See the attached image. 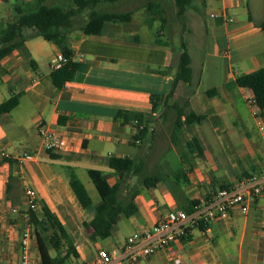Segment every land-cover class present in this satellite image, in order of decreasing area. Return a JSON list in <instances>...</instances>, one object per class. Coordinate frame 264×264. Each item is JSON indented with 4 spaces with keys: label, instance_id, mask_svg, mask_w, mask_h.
Wrapping results in <instances>:
<instances>
[{
    "label": "crops",
    "instance_id": "0c3cea01",
    "mask_svg": "<svg viewBox=\"0 0 264 264\" xmlns=\"http://www.w3.org/2000/svg\"><path fill=\"white\" fill-rule=\"evenodd\" d=\"M39 1L21 0L32 8ZM54 1L45 3L53 5ZM113 4L100 10L116 12ZM16 8L12 0H0V24L11 21ZM132 11L131 22L109 23L101 35H83L81 28L88 17L76 18L68 44L80 67L63 88L51 79L60 48L35 36L31 29L24 32L23 47L0 61V105L12 96L19 98L12 112L0 113V152L10 156L0 160V264L19 262L24 219L11 210L25 207L27 187L37 191L39 211L48 207L74 237L77 233L70 224L75 220L72 204L77 199L68 169L80 179L83 174L91 179V170L101 171L114 184L116 177L107 160L132 157L125 152L126 145L140 148L132 158L147 161L154 142L166 141L168 148L158 155L159 162L151 171L170 177L155 188L141 189L135 199L138 212L120 217L110 238L91 241L84 228L78 230L84 236L75 242L79 257L66 264H89L101 250L108 251L117 264L127 238L153 226L169 211L195 208L224 186L244 178L264 182V138L258 127L259 120L264 122V110L250 90L230 87L238 76L264 69V0H192L187 12V17L192 12L198 18L193 19L195 30L191 29L188 44L193 80L189 85L179 83L170 102L188 104L206 116L201 124L182 133L196 127L198 134L185 137L184 146L198 137L203 156L195 151L190 154L182 139L179 148L173 145V128L170 135L164 129L165 124L174 123V116L161 117L162 100L153 109V97L164 99L171 89L180 52L158 45L151 33L158 22L151 28L149 17L139 20L136 8ZM196 49L201 52L198 57L192 54ZM214 89L218 94L209 95ZM133 115L140 116L148 128L147 137L138 144L134 142L138 121ZM41 124L69 135L67 152L51 157L38 132ZM91 218V213L85 214L82 225ZM35 238L32 264H41L39 249L34 251ZM173 246L181 264H264V194L251 202L248 213L236 211L228 220L191 228L189 236ZM137 264L175 263L162 251Z\"/></svg>",
    "mask_w": 264,
    "mask_h": 264
},
{
    "label": "trees",
    "instance_id": "16d2710c",
    "mask_svg": "<svg viewBox=\"0 0 264 264\" xmlns=\"http://www.w3.org/2000/svg\"><path fill=\"white\" fill-rule=\"evenodd\" d=\"M120 1L122 0H72L73 5L65 8L48 5L45 0H40L35 7L29 10L17 7L13 19L0 24V61L11 55L15 49L23 47L26 41L24 32L31 29L34 31L35 36L54 42L67 59V62L54 70L51 75L53 84L57 88H63L80 67L79 63L73 61L74 53L68 44L69 34L75 26L76 18L88 11V20L81 28L82 34L86 36L101 35L109 23L131 22L134 15L133 11L110 12L98 9V6L102 4H113ZM174 3L176 18L187 31V12L191 7L192 0H174ZM147 11L151 14L148 20L151 28L157 20L161 22L159 29L157 28L158 30L155 32L156 43L158 45H168L167 41L162 40L167 22L163 5L157 1H150L147 4ZM192 80V58L186 38L181 36L176 76L171 89L164 99L153 97L154 111L157 110L158 102L162 100L164 110L161 117L167 120L170 114L174 116L172 130V143L174 146H181V137L185 128L201 124L206 119L205 115L197 114L189 109L188 104L180 105L170 102L175 95L178 84L189 85L192 84ZM231 86L250 90L259 108L264 110V69L238 76ZM208 94L216 95L218 91L214 89ZM18 105L19 98L12 96L0 105V113L8 114ZM126 115L120 114L118 117ZM133 117L138 121V128L143 126L135 139L144 141L148 134V128L145 124H142L143 119L140 116L133 115ZM184 147L190 154L195 151L199 156H203L204 148L198 137H193L186 142ZM49 153L51 157H57L54 153ZM186 158L189 159V154ZM8 163L12 164V160H8ZM107 166L114 171L116 177L114 184H110L108 174L101 171H89V175L100 195V202L97 204L94 203L88 189L76 172L73 169H68L70 187L79 205L84 211L92 214L91 220L83 224L91 241L110 238L120 217L129 218L138 212L135 199L140 194L141 189L155 188L162 181H167V177H170L168 173L149 171L147 161L144 158L111 156L107 160ZM134 178L136 181L131 184ZM228 187L230 185L223 188ZM194 209L184 210L192 213ZM30 222L36 228L41 264H66L70 258L79 257L75 246L76 239L68 234L59 218L48 207L43 208L42 217H39L37 212L31 213ZM39 231L48 232V234L43 237ZM48 246L54 251V255Z\"/></svg>",
    "mask_w": 264,
    "mask_h": 264
},
{
    "label": "built area",
    "instance_id": "2783aa9c",
    "mask_svg": "<svg viewBox=\"0 0 264 264\" xmlns=\"http://www.w3.org/2000/svg\"><path fill=\"white\" fill-rule=\"evenodd\" d=\"M212 16L216 17V15ZM221 17H225V15L221 14ZM226 20L228 22L233 21L231 18ZM57 62L56 69L65 64L67 59L60 53L57 56ZM258 127L264 138V122L259 120ZM138 129L140 131L143 126ZM38 132L47 151L52 153L67 152L69 135L53 131L44 124L39 126ZM134 142L140 143L138 139H135ZM9 158L8 153L0 152V160ZM263 194L264 182L260 183L256 177H249L215 192L203 204L196 206L192 213L181 208L171 210L153 226L128 237L120 252L121 257L117 264H137L141 260L148 259L162 251H166L175 264H181L182 260L173 244L183 242L189 236L191 228L202 225L210 226L214 222L228 220L236 211L246 214L249 212L251 202ZM39 208L40 200L37 191L32 187H27L25 189V207L23 209L13 207L11 210L12 213L18 214L27 222V227L22 234L18 264H32L31 242L36 237V232L30 223V219L31 213L38 212ZM113 259L108 251L101 250L97 259L89 264H113ZM1 264L12 263L9 260H4Z\"/></svg>",
    "mask_w": 264,
    "mask_h": 264
},
{
    "label": "rangeland",
    "instance_id": "374dc122",
    "mask_svg": "<svg viewBox=\"0 0 264 264\" xmlns=\"http://www.w3.org/2000/svg\"><path fill=\"white\" fill-rule=\"evenodd\" d=\"M150 1H157L160 4L163 5L164 9H165V17H166V24H165V30L163 31L164 35L162 37L163 41H167L168 45L170 46V49L177 53L180 52V39L181 36H184L186 38L187 43H190V32L191 29H194V20L193 19H198L195 13H189V16L187 17V28L188 30L186 31L181 23L179 22V20L176 18V6L174 3V0H122L120 2H117L113 5H115L116 7L114 8L116 12H127V11H132L133 7L136 8V16L138 17L139 20H145L146 17H150L151 14L147 11V4ZM55 6H61V7H65L68 8L70 5H73L72 0H55L53 2ZM12 4H14L16 7H19L21 9H26L29 10L32 7L30 5H27L25 2H21V0H12ZM107 6L106 4H102L100 6H98V8H102ZM88 17L89 16V12L87 11L86 13H83V15L81 16L83 17ZM157 28L159 27V25L161 24L160 20H157ZM154 28V30H151L152 36L155 34V32L159 29ZM192 52V51H191ZM192 54L194 55V57H198L201 55V52L196 49L193 50ZM192 89V88H191ZM190 89V90H191ZM183 102V99L182 101ZM157 125V124H156ZM159 125V124H158ZM173 128V124L171 121V124H165V129L164 132L167 135H170V130ZM193 133L198 134V130L196 129V127H193L191 129H186L185 133L182 136V145L184 147V139L185 137H190L193 135ZM149 145V142H146L144 144ZM144 146V147H145ZM143 147V146H142ZM176 147V146H175ZM150 147L148 146V149ZM168 148V145L166 143V141H160V142H154L153 146H152V155L148 157L147 159V167L149 169V171H151L154 168V164L158 163L159 161V154L161 152H165V150ZM177 148V147H176ZM179 148V146H178ZM125 152L132 156V157H136L137 153L139 152L140 148L138 146H133V145H126L124 147ZM150 150V149H149ZM145 153L143 151V149L140 151V155L143 156ZM158 161V162H156ZM152 172V171H151ZM81 180L83 181V183L86 185L91 197L94 200V203L97 204L100 201V197L99 194L93 184V182L91 181V179L89 178L88 175L83 174L81 176ZM136 181V179H132L131 184H134ZM74 194V193H73ZM72 212L73 215L75 217V220L73 221V223L70 224V226H72V229L74 232L77 233L75 237L76 240L83 239V235L81 234V232L78 230H80L81 228H84V226L82 225V219L84 217L85 214H88V212H84L83 209L81 208V206L79 204H77V201L75 200V202L72 204ZM37 215L39 217L43 216V211H39L37 212ZM31 223V222H30ZM32 227L34 228L35 232H36V228L35 226L31 223ZM27 227V222L24 219L22 224H21V232L24 231V229ZM41 230V229H40ZM85 230V228H84ZM86 231V230H85ZM40 232V231H39ZM41 235L44 237L47 236L48 232H40ZM34 243H35V253H37L38 248H37V240L36 238L34 239ZM51 250V247L48 246ZM39 253V252H38ZM51 253L54 255V251L51 250ZM39 256V254H38Z\"/></svg>",
    "mask_w": 264,
    "mask_h": 264
}]
</instances>
